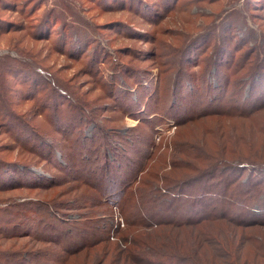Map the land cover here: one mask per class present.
<instances>
[{"label": "rangeland", "instance_id": "obj_1", "mask_svg": "<svg viewBox=\"0 0 264 264\" xmlns=\"http://www.w3.org/2000/svg\"><path fill=\"white\" fill-rule=\"evenodd\" d=\"M9 1L11 10L4 11L0 6V68L6 70L0 79V171H21L27 167L37 177L35 184L23 181L20 187L6 184L7 179L0 188V227L12 221L26 223L25 230L20 226L16 230L9 227L4 234L0 232V257L13 253L15 259L21 251L36 254L39 263L44 264L51 253L64 258L58 247L68 237L82 241L87 238L86 243L91 245L95 237H105L101 231L104 229L111 242L123 244L121 237L128 229L126 224L141 219L150 221L148 207L142 206L145 209L140 210V206H132L124 211L121 205L117 208L99 204L100 195L96 192L99 179L77 176L82 175V168L80 173L75 165L80 153H87L86 161L89 159V163L81 162L84 166L96 167V161L103 159L106 141L113 142L115 147L112 136L120 133L127 135L124 144L132 148H127V154L137 164L153 165L155 169L166 166L164 185L170 186L169 194L153 192L144 198H150L151 204L155 199L165 203H154L160 209L158 216L152 214L155 221L182 216L186 208L194 213H190L193 218L211 214L207 223L216 228L223 212L222 232L211 248L216 251L206 249L202 254L212 264H264V170L256 177L249 174L252 169L244 171L233 185L238 190L233 194L223 192L228 190L223 184L230 166L227 161L237 164L248 159L240 155L250 154L256 158L254 164L264 167V103L259 102L262 97L252 90V83L260 81L255 67L264 62V0H185L179 8L173 4L175 0H165L163 6L175 7L168 9L166 15L161 10V0ZM145 4L147 8L154 4L156 15L143 9ZM4 31L7 32L1 33ZM150 34L154 39L156 36V43H152ZM202 42L208 47L202 51L201 46L197 47L201 56L191 51L192 62L183 69L187 59L182 61V56L189 50L188 43L191 47ZM218 43L224 50L217 52ZM225 50L236 53L231 67L240 65L238 71L241 70L239 76L236 72V78L229 80L228 87L226 76L222 78L224 93L220 94L224 99L217 109L223 106L227 109L219 113L199 109L190 115L181 111L173 119L148 106L144 107L145 113L136 116L124 109L122 112L119 107L131 99L141 100L144 89L160 86L156 97L164 100L162 108L170 104L172 112L177 111L176 97L169 91L174 90L181 75H187L188 79L193 75L199 86L204 85V80L216 71L213 60H218L217 55L225 54ZM104 54L108 57H100ZM117 66H122L119 68L125 70V75ZM179 71L180 76L175 78ZM211 82L216 86L215 79ZM112 86L118 90L117 95ZM139 87H145L140 95L136 93ZM153 93L143 94L144 101L148 97L150 102ZM56 97V101L67 98L74 110L60 105L61 116L57 117L52 103ZM84 112L96 121L86 126L83 121L79 123V116H86ZM100 124L107 131L104 128L97 131ZM14 129L17 132H12ZM18 133H22L20 141L15 139ZM32 139L37 144L56 145L60 149L56 150V160L40 158L37 146L28 143ZM92 139L99 151L90 155L83 149L86 141L89 144ZM70 141L74 142L69 145ZM116 148L121 150L119 146ZM187 154L200 155L202 159L199 164L191 159L190 164ZM172 165L178 168L173 169ZM0 174L5 176V170ZM260 177L262 182L254 184ZM41 178L50 179V186L41 185ZM200 186L207 189L200 199L209 205L205 212L196 211L200 205L191 202ZM179 192L185 195L175 198ZM240 193L244 196L234 195ZM55 231L56 236H50ZM26 233L30 236H25ZM137 237L146 239L144 235ZM182 238L178 236L177 240ZM95 245L98 247L70 258L69 264H118L121 257L118 248L102 253L103 244ZM202 245L203 250L208 244ZM95 251L97 257L92 254ZM24 259L23 256L18 261ZM61 259L52 264H63ZM153 259L148 258L147 264H172L169 259ZM27 260L32 263L30 257Z\"/></svg>", "mask_w": 264, "mask_h": 264}, {"label": "trees", "instance_id": "obj_2", "mask_svg": "<svg viewBox=\"0 0 264 264\" xmlns=\"http://www.w3.org/2000/svg\"><path fill=\"white\" fill-rule=\"evenodd\" d=\"M119 1L121 2V0ZM163 1L165 0H161L160 2L162 4L161 6H163ZM0 2H1L0 6L3 7L4 11H9L12 9V5L9 4L10 3L9 0H0ZM183 2H185V0H175L173 4L179 8L181 7L180 4ZM122 4L127 6L125 2H122ZM154 4L150 5V7L148 8L146 7V4H145L144 6L145 8L143 7V9H146V10L149 9L151 10V12L154 13V15H156ZM173 4L164 5L161 8L163 14L166 15L167 12L172 7L175 8ZM49 17L51 18L50 15ZM4 21L5 20H3V22ZM0 22H1V17H0ZM9 31L11 30L8 29V32ZM5 32L7 31L1 32V33H5ZM232 33L234 34L233 31ZM232 33H230L229 35H231ZM56 34H58V31ZM149 36L151 38L152 43H156L157 41L156 36H155V39H154L153 34L152 35L150 34ZM65 40L66 38L64 39V41ZM233 41H235V39H233L232 42ZM158 44H161V42H158ZM201 44L202 45L199 44L196 46V43H195L191 47H189V43H188L186 48L187 50L188 49L189 50L185 51L182 56V59H183L182 61L187 59L186 62H183L184 63L183 69H185V65L187 66L188 64L192 62L190 61L192 58L191 51L195 50L194 52L196 53V55L199 53V55L201 56V52H199V50L202 51L206 47H208V46L203 45L204 42H202ZM158 46L161 47V45H158ZM199 46H201V48L197 50V47ZM222 47L223 45L221 43H218L217 52L224 50L222 49ZM93 51H96V50H93ZM225 51H226L225 54L223 53L218 54L216 52L215 57L218 54L217 55L218 60H213V67L215 68L216 71L214 74L211 73L209 77H207L204 80L205 81L204 85L199 86V82L197 83V78L193 75H189L191 76L190 79L186 77L187 75L186 76L181 75V80H179L177 85L174 87V90L169 91V93L173 94L176 97L175 99L176 104L178 103V107H176L177 111L172 112V109H171L172 106L170 104L162 108V104L164 103V100L161 99V97L159 99H157L156 97V94L158 93V91H160V88H159L160 86L155 87L153 90L151 88L150 89L147 88L148 90L144 89L145 87L137 88L136 93L138 95H140L139 93L140 90L144 89L140 97L141 100L139 101L137 100V102H132L131 101L132 99H131L127 103L119 104V107L122 109V112L124 109L131 116H136V115L145 113L144 107L148 106L149 109L151 110L155 109L156 111V109H160L162 111L160 115L169 114L171 118L173 119H176V116L180 114L181 111L188 112L190 115L191 113L199 109L201 110L214 109L215 112L217 113H219V111L227 109V107H224V106L221 107L220 109H217V107L219 108L220 104L223 102V99H224L223 98L224 95L220 94L221 92L224 93L222 89L224 86L222 84L223 79H224L223 77L226 76L225 83L227 84V87H228L230 83L229 80L232 78H236V74H235L236 72H237V76H239L241 70L238 71L240 65H237L236 67H231V66H234L233 60H234L236 53H234L233 51L230 53V51L228 50H225ZM96 52L94 53L96 54ZM105 56L108 57L105 54L102 56L100 55V57L102 58H104ZM153 59L151 58V60ZM261 63L262 64L260 65V67L258 65L255 67V72L258 75V78L260 79V81L252 83V90L253 92H257V94H259L262 97L261 100L259 99V102L263 100V102L261 103H264V62H261ZM159 66L162 67V65H159ZM117 67H118L117 70H119V72L122 73V75H125L124 73L125 70H121L119 68L122 66H117ZM241 69L243 70V68ZM178 70H179V67H178ZM5 71L6 70L2 69V67L0 68V79H3L2 77ZM148 74L149 73L147 72V75ZM162 74L163 73L160 74L161 79H162V76H161ZM180 74H181V71H179L178 74H176L175 78H178ZM207 79L209 80L207 81ZM214 79L216 80V86H214L211 82V80H214ZM186 83L188 84V86L186 85ZM112 88H114L113 91L117 95L118 90L115 89V87L113 86ZM112 88L110 87V89ZM121 92L124 94V96H129L128 93H124L125 91H121ZM153 92H155V96L151 99V101L150 102L147 101L148 97L144 101L143 94L147 93L148 95L146 96H151V93ZM221 95L223 96L221 97ZM55 96H59V94ZM57 98L58 97L54 98L52 102L55 104L54 106H55V111L57 110L56 111L57 117L61 116L60 111H58L60 110L59 108H61V106L67 109L74 110V107L71 105V103L69 102L67 98H61L60 100L56 101ZM256 102H258V99L255 101V103ZM58 103L60 104L58 105ZM142 105H144L143 108H142ZM254 106L256 105L253 104V108ZM246 107H250V106L246 105ZM165 110L167 112L171 111L172 114L166 113ZM85 111L89 112L88 109H86ZM86 112L83 113L86 116L85 117L79 116V120H78L79 123L83 121V124L85 126L92 121H96L94 119L95 117H92L91 114L89 115V113H86ZM58 121H60V119ZM141 121L142 123H145L144 120H141ZM102 128H104L107 131V129L105 128V125L103 124L98 125V128H96V130L99 131ZM12 132H17V131L14 129L12 130ZM21 134L22 133H18V135L15 136V139L18 138L19 141L20 139H23ZM110 134L112 135L111 130H110ZM126 136L127 135L120 134V133L114 134L112 137H113V140H115V147H113L114 146L113 142L106 141L107 145H105L102 148V150H104L103 159L100 158L99 160L96 161L97 163L96 167L91 166L90 164H86L84 166L82 163H89L88 162L89 159L88 161H86V159L88 158L86 155L87 153H80L81 154L80 160H78V162L75 165H78L79 172H80V168H82V171H81L82 173L80 172L82 175H77V176L79 177L82 176L83 178H92V179L98 178L99 179L100 187H97L98 190H96V192L100 195L99 199H97L99 204L111 206V207H117V208H118L117 205L119 206L121 205L124 211L131 209L132 206L134 207L140 206L139 207L140 210L145 209L142 206L148 207L149 212H150V221L141 219V220H134L126 224L128 226V229H125V231L123 232L124 235L121 237V241L123 242V244L111 242L109 240L110 239L109 235L105 233L104 229L101 231L103 232L102 236H105V237H102V238L101 237L99 238L98 236L95 237L94 242L91 245L86 243L87 238L82 241V239L76 238L75 240V239H71L70 237H68L67 242L65 243L64 241L63 243H61V246L58 247L59 250H61V252L65 254L64 258L59 257L58 256L59 253H51L45 259L44 264H52V262H55L56 260H60V258L63 259V260L61 259V262H63V264H69L68 260L70 258H74L77 255L81 254L83 250L88 249V248H89L88 250H91L93 248L98 247L95 244L97 245L103 244L101 245L102 253H111L112 250H114L115 248H118V250H120L121 252L119 253L121 257L118 259V264H147V263H150V260H148V258L159 259V261H163V260L168 261L169 259V261L172 264L177 263V261H180L182 264H197L198 262L204 263V264H209V263L212 264V260H210L209 258H206L205 255L202 254V252L205 251L206 249H211L215 245L216 239L218 237L220 238L219 235L222 232V226H223L222 221H225L222 219L223 212H220V219L218 218L220 220V223L217 225L216 228L208 225L207 223V221L211 219V214L201 215L200 218L198 217L193 218L192 215H190V213L191 214H194V213L192 211L189 212L186 208L182 210V212H184V215L182 216H174L171 219H165V220L161 219V220L155 221V218L152 216V214H155L157 216L159 215L158 211L160 209L154 206V203L157 202L158 200L155 199L154 203L151 204L150 198L148 199H144V198L152 195L153 192L158 193L160 195L162 194L164 196H167L169 194L170 186L164 185V183H167V182H164V180H166V177L165 175H163V172L167 171L166 166H164V168L162 169L161 168L155 169L153 168V165H149L146 167L145 165L139 164V162L137 164L133 160L134 159L133 156L131 155L132 157H130V155L127 154V148L129 149H132V148L131 146H128L127 143L126 145L124 144L128 140ZM107 139L109 140V137ZM76 141H77V137L75 136V142ZM71 142H74V141H70V143L68 144L70 145ZM89 142H90L89 144H87V141L85 143L86 149H83L85 150V152L87 151L88 154L92 155L94 151H97V150L99 151V147L95 145V142H96L95 139H92V141L89 140ZM28 143L29 144L31 143L33 146L34 145L37 146L38 149L36 150V152L38 153V156L40 158H44L46 161L47 159L56 160V155H55L57 152L56 150L59 149L57 148L56 145L53 146L51 143H48V142H43V143L38 142L37 144L36 141L33 139L30 140V142L28 140ZM82 143H84V141ZM118 146L121 148V150L119 149L117 150L116 147ZM185 156H187L190 164L193 159L198 160L196 161L197 164H199L200 159H202V156L200 155L191 156L187 154ZM240 156L248 158V159H241L239 162H237V164H233V162L231 161L226 162V164L230 166H228L229 169L227 168V171L225 174L227 175V177L223 180V184L228 186L227 188L228 190L223 191L225 194L226 192L232 193L238 190V189H233V185L236 184L238 179L243 175L244 171L246 170L248 171L249 169H252L253 170L252 172L251 171L250 172L248 171V172L251 175L254 174L256 177L258 172H262L264 170V167L261 168V164H254L256 162V158L253 155L244 154ZM45 157H47V159ZM63 159H64V156H63ZM63 161H65V159ZM182 164L184 165L185 163H182ZM70 165L72 166V163H70ZM171 167L173 169L178 168L175 165H172ZM73 169L77 170V167ZM4 170L6 172V175L2 176V174H0V188H3V185L7 182V179L9 181L6 184L18 186V187L22 186L23 181L28 182L29 184H35L36 182L37 176L34 175V173L31 172L27 167H25L21 171L9 172L6 169H2V171ZM41 179H42V181L40 182L41 185L47 184L48 186H50L49 185L50 179L48 178H41ZM262 180H263L262 177H260L259 179H255L253 183L260 184ZM201 186H200V190L198 191V193L195 195V197L192 199L191 202L193 204L197 203L198 205H200V208L196 211L202 212L204 209V212H205L206 210L208 211L209 205L208 203H204V201L200 199L203 198V193L207 189ZM162 190H164L165 192H162ZM182 195H185V193L182 194L181 192H179L178 197H175V198L179 199L181 198ZM234 195H239L240 197L244 196L243 193L234 194ZM139 200H142V201H139ZM158 202L159 204H165L163 201H158ZM169 202L170 204L173 203V202L171 203V201ZM146 204L147 206H145ZM3 212L4 214H7L6 211H3ZM214 220L215 219H212V221ZM25 225L26 223H22V221H20V223L18 224L12 221L11 223H6L5 225H2L0 227V232L4 234L7 231V228L9 227L11 229L16 230V227L23 228ZM71 228L72 227H70V229L66 227L65 229L71 230ZM97 228L99 227L97 226ZM129 229H131V232H128ZM23 230H25V227L23 228ZM91 230H93V228ZM125 233H126V236H125ZM56 234H57V231L54 232V235H50V236H56ZM138 235H144L146 239L138 238L137 237ZM174 235L176 238L173 237ZM25 236H30V233H26ZM178 236L180 237L182 236L185 239L182 238L180 241H178L177 240ZM22 237H24V234L21 235V238ZM58 239L60 240L61 238H58ZM88 239H90V236L88 237ZM59 240H55L56 243H58ZM203 243L205 244L207 243L208 245H206V247L202 250L204 245L201 246V244ZM221 248L225 249L226 247L221 245ZM156 251H159L160 254H158ZM212 251H216V250H212ZM92 254L95 257H97L98 251H95ZM13 256H14L13 253H8L0 257V264H28L29 261L27 260V258L29 257L32 260V263H29V264H41L39 263V259H38L39 257H37L36 254L35 255H31V253L24 254L23 252L19 251V253L15 255V259L12 258ZM23 256L26 258V260L24 259V261L19 262L18 261L19 258ZM178 256L182 258H179ZM111 259L112 261H114L115 256H112ZM224 263H227V262L224 261ZM218 264H221V263H218Z\"/></svg>", "mask_w": 264, "mask_h": 264}]
</instances>
